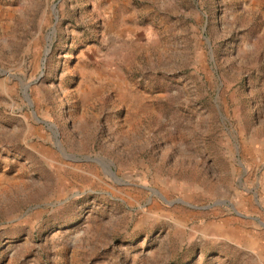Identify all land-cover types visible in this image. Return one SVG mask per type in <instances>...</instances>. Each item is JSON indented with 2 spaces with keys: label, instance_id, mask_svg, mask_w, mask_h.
Masks as SVG:
<instances>
[{
  "label": "rangeland",
  "instance_id": "374dc122",
  "mask_svg": "<svg viewBox=\"0 0 264 264\" xmlns=\"http://www.w3.org/2000/svg\"><path fill=\"white\" fill-rule=\"evenodd\" d=\"M0 264H264V0H0Z\"/></svg>",
  "mask_w": 264,
  "mask_h": 264
}]
</instances>
